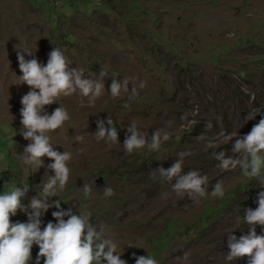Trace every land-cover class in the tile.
Masks as SVG:
<instances>
[{
  "label": "rangeland",
  "instance_id": "374dc122",
  "mask_svg": "<svg viewBox=\"0 0 264 264\" xmlns=\"http://www.w3.org/2000/svg\"><path fill=\"white\" fill-rule=\"evenodd\" d=\"M54 47L85 78L104 79L105 90L92 107L78 93L46 106L49 114L62 107L70 116L63 129L49 133L55 150L72 155L69 182L52 202L88 215L97 230L103 226L127 264H136L134 255H149L158 264H247L246 258L226 259L228 234L249 233L243 217L258 207L264 188L240 168L218 167L213 153L235 156V141L207 144L221 130L243 137L264 118V0H0V194L28 187L25 206L54 172L45 175L46 168L23 162L30 141L20 135L21 98L30 88L20 79L17 51H30L32 56L23 53L26 60L46 65ZM113 79H127L138 95L112 97ZM108 118L119 137L111 146L94 136L97 120ZM209 121L212 128L206 129ZM133 122L148 140L156 130L169 132L165 151L145 146L127 153L123 143ZM180 152L190 153L183 174L208 176V195L199 201L151 175L171 167ZM217 181L222 198L210 194ZM84 184L91 188L88 196ZM105 187L114 195L106 197ZM57 210L42 216V229L57 222ZM17 221L27 223L28 216L18 212L11 217ZM257 234L264 229L257 226ZM38 252L34 245L31 264Z\"/></svg>",
  "mask_w": 264,
  "mask_h": 264
},
{
  "label": "clouds",
  "instance_id": "9594fccd",
  "mask_svg": "<svg viewBox=\"0 0 264 264\" xmlns=\"http://www.w3.org/2000/svg\"><path fill=\"white\" fill-rule=\"evenodd\" d=\"M24 52L29 56L33 54L27 50L17 51L20 71L23 73L20 79L27 84L30 91L21 98V124L23 126L20 135L30 143L25 147L23 162L33 169L46 168V174L50 171L47 182L42 183V194L31 198L25 206L23 198L27 196L28 187H14L0 194V264H31L32 249L36 245L39 248L35 264H127L117 252V244L106 238L103 226L99 230L90 222L86 214H75L71 208L65 210L61 207V201L52 202L58 192L63 191L69 182L71 169L69 161L71 153H63L55 150L50 142L49 133L63 129L70 119L69 113L62 107L56 108L51 114L46 111V106L57 104L60 97H71L74 94L87 98L88 106H95L98 98L105 90L104 79L95 80L85 78L81 69L71 67L67 57L59 48L54 47L49 53L46 65H42L37 59L26 60ZM104 72L100 76L104 77ZM140 88L144 84L139 85ZM111 96L120 97L127 95L129 99L135 98L138 93L136 87L129 91L127 79L121 83L113 79L110 86ZM262 114V113H261ZM259 114V115H261ZM256 118L250 115L249 120ZM105 123L110 128L105 127ZM98 131L94 134L97 140H103L111 146L119 142L118 131L115 123L110 118L97 120ZM209 121L206 129H211ZM130 135L126 136L123 143L127 153H134L147 146L149 151L162 152V144L170 139V133L156 130L151 139L145 138L136 124L131 123L127 129ZM201 136V139H204ZM79 142H83V136H75ZM217 140L234 142L232 152L235 156L229 157L223 151L213 153V158L218 161V167L224 171L242 170L246 178L256 179L264 185V118L255 124L251 131L240 137L235 132L228 134L221 130L216 137L209 140L207 148H214ZM190 153L180 152L171 167L165 169L159 167L153 169L151 175L158 177L161 182H167L172 190L180 196L187 195L193 201H199L208 195V176L199 171H191L183 174L184 158ZM47 157L52 163L45 165ZM46 166V167H45ZM175 180V183L173 181ZM41 185V184H40ZM39 185V186H40ZM82 191L85 196L91 194L89 185L84 184ZM104 195H114L111 187L103 189ZM212 197L222 198L225 194L222 181L212 185ZM258 207L246 209L243 217L249 226V233L239 238L228 234L229 252L226 256L228 261L247 259V264H264V235L257 234V226L264 229V191L257 196ZM50 208L58 209L52 213L57 221H49L42 229V216ZM18 212L28 216V222H11V217ZM67 217V219H65ZM187 258V255H185ZM136 264H158L153 257L135 256Z\"/></svg>",
  "mask_w": 264,
  "mask_h": 264
},
{
  "label": "trees",
  "instance_id": "16d2710c",
  "mask_svg": "<svg viewBox=\"0 0 264 264\" xmlns=\"http://www.w3.org/2000/svg\"><path fill=\"white\" fill-rule=\"evenodd\" d=\"M262 188H264V185L262 186ZM142 256H147V255H142ZM135 260V259H134Z\"/></svg>",
  "mask_w": 264,
  "mask_h": 264
},
{
  "label": "water",
  "instance_id": "95a60500",
  "mask_svg": "<svg viewBox=\"0 0 264 264\" xmlns=\"http://www.w3.org/2000/svg\"><path fill=\"white\" fill-rule=\"evenodd\" d=\"M111 126H108V128H110ZM116 127V126H115ZM99 181H101V178L99 179Z\"/></svg>",
  "mask_w": 264,
  "mask_h": 264
}]
</instances>
